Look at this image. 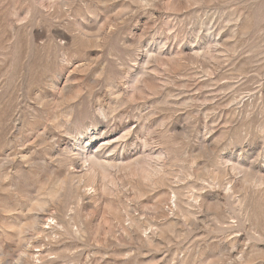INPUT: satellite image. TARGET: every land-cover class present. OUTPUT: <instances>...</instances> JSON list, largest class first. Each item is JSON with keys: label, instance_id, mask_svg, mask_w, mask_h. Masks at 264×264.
I'll list each match as a JSON object with an SVG mask.
<instances>
[{"label": "rangeland", "instance_id": "1", "mask_svg": "<svg viewBox=\"0 0 264 264\" xmlns=\"http://www.w3.org/2000/svg\"><path fill=\"white\" fill-rule=\"evenodd\" d=\"M0 264H264V0H0Z\"/></svg>", "mask_w": 264, "mask_h": 264}]
</instances>
